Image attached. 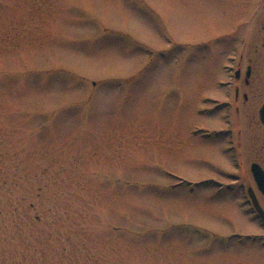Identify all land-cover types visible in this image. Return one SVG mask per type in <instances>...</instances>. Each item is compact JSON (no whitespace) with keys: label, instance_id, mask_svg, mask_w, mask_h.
<instances>
[{"label":"rangeland","instance_id":"1","mask_svg":"<svg viewBox=\"0 0 264 264\" xmlns=\"http://www.w3.org/2000/svg\"><path fill=\"white\" fill-rule=\"evenodd\" d=\"M263 23L264 0H0V264H264L212 183L240 54L243 125L264 101Z\"/></svg>","mask_w":264,"mask_h":264},{"label":"flooded vegetation","instance_id":"2","mask_svg":"<svg viewBox=\"0 0 264 264\" xmlns=\"http://www.w3.org/2000/svg\"><path fill=\"white\" fill-rule=\"evenodd\" d=\"M261 30L263 31L260 42L261 50L254 46L252 52L256 58H264V23L261 25ZM247 60L249 64L246 65L244 72H242V56L240 54L236 67L231 71L229 76L231 82L227 83L233 86V95L226 106L233 109L232 111L236 114L234 117H236L237 121H233V117L230 120L226 116L224 119L226 127L218 131L224 137L220 145L225 144V141L229 139L227 141L228 144L223 148L222 157L227 162L230 161L231 166L230 164L229 166L232 167L233 171L224 176L226 179L230 178L228 184L221 182L212 183L217 184L219 187L218 193H221L223 189L232 192V200L238 209L237 211H240L239 213L247 218L248 222L256 224L260 228V231H264V222L260 216V214L264 215V125L259 118V110L264 101L258 107L257 115L253 114L248 117L245 125H243L244 122L240 113L244 108L255 107L252 100L253 69L250 64L252 58H248ZM240 123L243 126H240ZM243 128L249 134L246 139L247 151L245 152L241 149ZM228 152L230 155L226 156ZM253 168L258 170L262 175V177L258 175L260 177L259 181L255 179ZM261 237H264V235Z\"/></svg>","mask_w":264,"mask_h":264},{"label":"water","instance_id":"3","mask_svg":"<svg viewBox=\"0 0 264 264\" xmlns=\"http://www.w3.org/2000/svg\"><path fill=\"white\" fill-rule=\"evenodd\" d=\"M247 74H248V72H247ZM259 118H260L261 123L264 125V104L261 106V108L259 110ZM253 171H254L255 179L257 181H259V178L262 177V175L255 168H253ZM258 175H261V176L259 177ZM263 180H264V178H263ZM260 216H261V219L264 222V215L263 214H260Z\"/></svg>","mask_w":264,"mask_h":264},{"label":"snow or ice","instance_id":"4","mask_svg":"<svg viewBox=\"0 0 264 264\" xmlns=\"http://www.w3.org/2000/svg\"><path fill=\"white\" fill-rule=\"evenodd\" d=\"M135 101V96H129L127 103H133Z\"/></svg>","mask_w":264,"mask_h":264}]
</instances>
